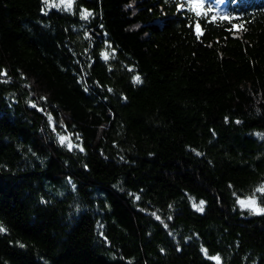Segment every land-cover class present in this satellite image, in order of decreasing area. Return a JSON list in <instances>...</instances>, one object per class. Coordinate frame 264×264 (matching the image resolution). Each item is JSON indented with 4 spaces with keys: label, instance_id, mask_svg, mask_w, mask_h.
Returning <instances> with one entry per match:
<instances>
[{
    "label": "trees",
    "instance_id": "16d2710c",
    "mask_svg": "<svg viewBox=\"0 0 264 264\" xmlns=\"http://www.w3.org/2000/svg\"><path fill=\"white\" fill-rule=\"evenodd\" d=\"M57 1L0 0V264H264V0Z\"/></svg>",
    "mask_w": 264,
    "mask_h": 264
},
{
    "label": "snow or ice",
    "instance_id": "6c2138e0",
    "mask_svg": "<svg viewBox=\"0 0 264 264\" xmlns=\"http://www.w3.org/2000/svg\"><path fill=\"white\" fill-rule=\"evenodd\" d=\"M45 2H47V0H45ZM186 5H187V9L189 11L193 12L196 17H201L202 15L207 16V14L212 11V9L209 7L206 12H202V10L205 8L204 0H186ZM183 6L184 5H178V10ZM68 7L69 8L71 7V0H68ZM83 15L86 18L87 16L91 15V13L85 12ZM221 18L222 19H228L227 17H221ZM195 27H196L197 38H199V36L202 34V32L200 30L199 23H197ZM233 27L236 29H243L242 24L233 25ZM244 30H246V29H244ZM104 58L108 59L107 54H104ZM134 82L139 83L140 77L139 76L134 77ZM65 139H66L65 137H61L60 138L61 143H63ZM257 192L264 193V186H261L260 188H258ZM238 203L242 209H248L255 214L264 213V209L259 208L257 206V201L254 197L249 198L247 200H238ZM193 206L196 208L197 211H202L203 210V207H202L203 201L200 202V205L194 204ZM0 230H2V229H0ZM213 259H216L217 264H219V257H214Z\"/></svg>",
    "mask_w": 264,
    "mask_h": 264
},
{
    "label": "rangeland",
    "instance_id": "374dc122",
    "mask_svg": "<svg viewBox=\"0 0 264 264\" xmlns=\"http://www.w3.org/2000/svg\"><path fill=\"white\" fill-rule=\"evenodd\" d=\"M57 2L62 3L64 6H68V0H58ZM72 2V0H71ZM247 200V199H245Z\"/></svg>",
    "mask_w": 264,
    "mask_h": 264
}]
</instances>
